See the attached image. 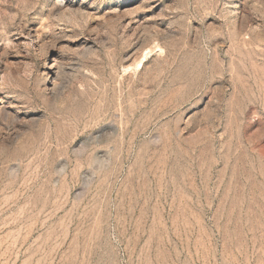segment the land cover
<instances>
[{"label": "rangeland", "instance_id": "rangeland-1", "mask_svg": "<svg viewBox=\"0 0 264 264\" xmlns=\"http://www.w3.org/2000/svg\"><path fill=\"white\" fill-rule=\"evenodd\" d=\"M0 264H264V0H0Z\"/></svg>", "mask_w": 264, "mask_h": 264}, {"label": "bare ground", "instance_id": "bare-ground-1", "mask_svg": "<svg viewBox=\"0 0 264 264\" xmlns=\"http://www.w3.org/2000/svg\"><path fill=\"white\" fill-rule=\"evenodd\" d=\"M137 65H139V63Z\"/></svg>", "mask_w": 264, "mask_h": 264}]
</instances>
